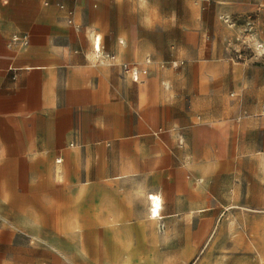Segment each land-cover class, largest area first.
Masks as SVG:
<instances>
[{"label": "crops", "instance_id": "0c3cea01", "mask_svg": "<svg viewBox=\"0 0 264 264\" xmlns=\"http://www.w3.org/2000/svg\"><path fill=\"white\" fill-rule=\"evenodd\" d=\"M199 1L0 0V264L178 262L196 196L247 163L264 198V63Z\"/></svg>", "mask_w": 264, "mask_h": 264}, {"label": "rangeland", "instance_id": "374dc122", "mask_svg": "<svg viewBox=\"0 0 264 264\" xmlns=\"http://www.w3.org/2000/svg\"><path fill=\"white\" fill-rule=\"evenodd\" d=\"M142 1L152 3V0ZM166 1L181 16L191 14L186 3H200L199 0ZM216 4L211 0L210 12H205L204 22H195V27L208 26L213 37L207 41L217 47H228L237 60L257 58L264 63V0H225L221 3L225 7L221 16L216 15ZM178 40L183 42L186 38L178 37ZM244 105H251V101H244ZM238 168L243 174H231L234 179L226 177L221 181L224 192L212 190L214 197L209 202L196 196L194 215L179 216V229L172 231L173 240L174 234H178L179 261L158 264H264V198L252 189L256 184L250 181L249 164L243 163ZM243 175L247 181L241 180ZM191 243L193 256L183 261L189 249L187 244Z\"/></svg>", "mask_w": 264, "mask_h": 264}, {"label": "built area", "instance_id": "2783aa9c", "mask_svg": "<svg viewBox=\"0 0 264 264\" xmlns=\"http://www.w3.org/2000/svg\"><path fill=\"white\" fill-rule=\"evenodd\" d=\"M12 41H13L14 43H19V44H21V45H26V44H28L29 37H28L27 34H21V35L16 34V35H13V37H12ZM96 42H97V38H96ZM95 51H96L97 53L100 52V47H99V44H97V43H96V45H95ZM112 58H113V57H112ZM125 68H126L127 71L132 72V78H133L135 81H137V80H138V72H137V70H134L133 67H127V66H126ZM150 198H151V197H150Z\"/></svg>", "mask_w": 264, "mask_h": 264}, {"label": "bare ground", "instance_id": "6f19581e", "mask_svg": "<svg viewBox=\"0 0 264 264\" xmlns=\"http://www.w3.org/2000/svg\"><path fill=\"white\" fill-rule=\"evenodd\" d=\"M99 47H100V46H99ZM152 199H153V202L156 204V205H155V208H154V214H155L156 216H159V214H160L159 210H160V207H161L160 198L154 196Z\"/></svg>", "mask_w": 264, "mask_h": 264}]
</instances>
